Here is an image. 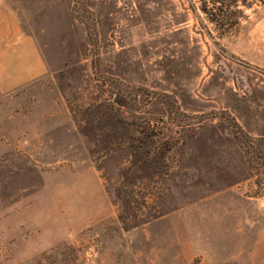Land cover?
Listing matches in <instances>:
<instances>
[{"label":"rangeland","instance_id":"obj_1","mask_svg":"<svg viewBox=\"0 0 264 264\" xmlns=\"http://www.w3.org/2000/svg\"><path fill=\"white\" fill-rule=\"evenodd\" d=\"M203 1L0 0L47 64L0 93V264H264V0Z\"/></svg>","mask_w":264,"mask_h":264},{"label":"crops","instance_id":"obj_2","mask_svg":"<svg viewBox=\"0 0 264 264\" xmlns=\"http://www.w3.org/2000/svg\"><path fill=\"white\" fill-rule=\"evenodd\" d=\"M46 72L37 40L25 31L15 11L0 2V93L15 92Z\"/></svg>","mask_w":264,"mask_h":264},{"label":"trees","instance_id":"obj_3","mask_svg":"<svg viewBox=\"0 0 264 264\" xmlns=\"http://www.w3.org/2000/svg\"><path fill=\"white\" fill-rule=\"evenodd\" d=\"M227 0H220V2L216 0H205L203 1V5L200 7L201 11L206 14L209 18V21L214 24H220V22L227 24L228 18L225 15L229 8L231 7L226 3ZM216 4H220V7H217ZM238 23V22H237ZM89 29V34L93 41H96V34L93 29ZM118 96V95H117ZM118 105L125 106V103L122 101H115ZM242 132V131H241ZM243 144L247 147V149H251L252 145L249 143L250 135L243 134ZM131 137V136H130ZM134 138V137H133ZM138 147H132V155L139 153ZM253 149V148H252ZM253 155H256V163L258 162V166L256 167V177H257V185L260 187V193L264 196V151L256 154L253 150H251Z\"/></svg>","mask_w":264,"mask_h":264}]
</instances>
